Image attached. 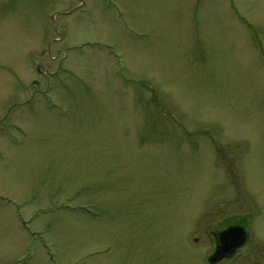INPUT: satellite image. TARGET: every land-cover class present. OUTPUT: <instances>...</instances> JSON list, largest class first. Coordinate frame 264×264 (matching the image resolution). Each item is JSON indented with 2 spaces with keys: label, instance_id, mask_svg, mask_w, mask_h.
Returning <instances> with one entry per match:
<instances>
[{
  "label": "rangeland",
  "instance_id": "rangeland-1",
  "mask_svg": "<svg viewBox=\"0 0 264 264\" xmlns=\"http://www.w3.org/2000/svg\"><path fill=\"white\" fill-rule=\"evenodd\" d=\"M0 264H264V0H0Z\"/></svg>",
  "mask_w": 264,
  "mask_h": 264
},
{
  "label": "water",
  "instance_id": "water-1",
  "mask_svg": "<svg viewBox=\"0 0 264 264\" xmlns=\"http://www.w3.org/2000/svg\"><path fill=\"white\" fill-rule=\"evenodd\" d=\"M218 240L225 252H232L245 242V228L242 225H231L218 233Z\"/></svg>",
  "mask_w": 264,
  "mask_h": 264
},
{
  "label": "flooded vegetation",
  "instance_id": "flooded-vegetation-1",
  "mask_svg": "<svg viewBox=\"0 0 264 264\" xmlns=\"http://www.w3.org/2000/svg\"><path fill=\"white\" fill-rule=\"evenodd\" d=\"M216 235V234H215ZM217 237V236H216ZM248 238V233H246V240ZM218 239V238H217ZM239 247L235 248L232 252H225L222 247L220 246V243L218 241L217 243V249H216V253L215 255L212 257V260H220V259H223L224 257L226 256H229L231 254H233L234 252H236V250L238 249Z\"/></svg>",
  "mask_w": 264,
  "mask_h": 264
}]
</instances>
